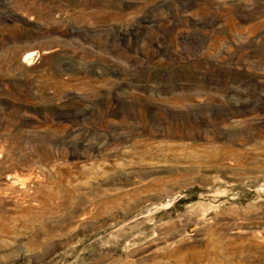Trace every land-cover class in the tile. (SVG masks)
Instances as JSON below:
<instances>
[{
    "label": "rangeland",
    "instance_id": "obj_1",
    "mask_svg": "<svg viewBox=\"0 0 264 264\" xmlns=\"http://www.w3.org/2000/svg\"><path fill=\"white\" fill-rule=\"evenodd\" d=\"M0 264H264V0H0Z\"/></svg>",
    "mask_w": 264,
    "mask_h": 264
},
{
    "label": "bare ground",
    "instance_id": "obj_2",
    "mask_svg": "<svg viewBox=\"0 0 264 264\" xmlns=\"http://www.w3.org/2000/svg\"><path fill=\"white\" fill-rule=\"evenodd\" d=\"M35 53H29L26 56L23 57V62L27 64L28 62L30 63V60L34 57Z\"/></svg>",
    "mask_w": 264,
    "mask_h": 264
}]
</instances>
